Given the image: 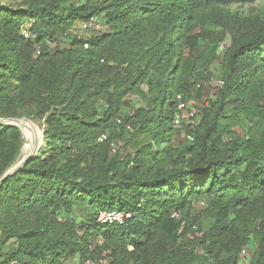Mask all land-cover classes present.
I'll use <instances>...</instances> for the list:
<instances>
[{
    "label": "trees",
    "instance_id": "1",
    "mask_svg": "<svg viewBox=\"0 0 264 264\" xmlns=\"http://www.w3.org/2000/svg\"><path fill=\"white\" fill-rule=\"evenodd\" d=\"M258 1L0 0V119L44 128L0 186V264H264V4L232 8ZM178 95L202 111L192 142ZM22 146L0 125V180Z\"/></svg>",
    "mask_w": 264,
    "mask_h": 264
},
{
    "label": "built area",
    "instance_id": "2",
    "mask_svg": "<svg viewBox=\"0 0 264 264\" xmlns=\"http://www.w3.org/2000/svg\"><path fill=\"white\" fill-rule=\"evenodd\" d=\"M103 30V25L99 18H93L89 20L88 22L84 23L81 26V32H99ZM23 36L25 39H30L31 38V33L29 29L26 27L23 30ZM49 47L51 49H54L56 47L55 44L51 43L50 41L47 42ZM85 48L88 49V44L85 45ZM36 53L37 55L41 54V49L39 46L36 47ZM209 84H216L217 88H221L224 86V81L223 80H215L214 77L210 78L208 80ZM197 88H201V85L199 84ZM134 113V112H133ZM130 113V114H133ZM202 118V111L198 107L193 104V102L188 101L184 95H178L177 100H176V114L174 116V125L179 128H184L189 131L184 135V137L188 141H193V135L191 132H193L196 128V126L199 124L200 120ZM118 125H122V120L117 121ZM126 130L129 133H133V129L131 126H126ZM107 140L106 136H101L99 138V142H104ZM113 151L117 149V147L112 144ZM204 205V204H202ZM174 218H179L180 215L178 213L173 214ZM132 218V214L130 213H125L121 211H103L100 213L97 222L101 225H122L124 224L128 219ZM247 254V251L244 250L242 254V258L245 259ZM244 261V262H243ZM76 264H96L92 260H84L77 262ZM238 264H249L247 261L242 260Z\"/></svg>",
    "mask_w": 264,
    "mask_h": 264
},
{
    "label": "rangeland",
    "instance_id": "3",
    "mask_svg": "<svg viewBox=\"0 0 264 264\" xmlns=\"http://www.w3.org/2000/svg\"><path fill=\"white\" fill-rule=\"evenodd\" d=\"M263 4H264V0H260V1H258L257 3H255V4H253V5H246V6H243V7H241V8H239V7H237V6H234V7H232L233 9H239L240 11H244V12H247V11H249L251 8H261L262 6H263ZM103 31L105 32V28L103 29ZM102 31V32H103ZM85 36V35H84ZM88 36V35H87ZM86 36V37H87ZM61 44L63 45V46H66L67 45V42H61ZM213 76L212 77H214L215 78V80H220V77H221V69H220V67L219 66H215L214 68H213ZM212 77H210V78H212ZM204 86L205 87H209L212 91H214L215 92V90L217 89V85L216 84H209V82L208 81H206L205 83H204ZM131 101H132V103H133V106H132V108H130V109H127L126 111H125V113H127V114H130V113H133L134 112V110H133V108L134 107H136L137 105H139V103H140V101L137 99V98H135V97H133L132 99H131ZM193 104H195V102H193ZM23 121H27V122H30L31 124H32V126L35 128V130H36V132H37V134H38V136L40 137L41 136V140H40V143H39V146H38V150H39V148L41 147V146H43L44 145V128H43V126H39V125H36L35 123H33L32 121H28V120H23ZM237 131H238V133H240V130L239 129H237ZM24 147V141H23V146H22V148ZM21 151H22V149H21ZM37 152V151H36ZM21 157V156H20ZM20 157H19V159H20ZM21 160V159H20ZM204 201H201V202H198L196 205H195V207L198 209V210H201L200 208L202 207H204L205 206V202L203 203ZM202 204H204V205H202ZM199 237H201V234H196V236H195V238H199ZM251 257H252V253H251V251H247V254H246V257H245V259H243L242 258V260H245V261H247L249 264H250V259H251ZM77 262H79L78 260L77 261H75L73 264H76ZM244 262V261H243ZM109 263V259L106 257V258H104L103 260H102V263L101 264H108Z\"/></svg>",
    "mask_w": 264,
    "mask_h": 264
},
{
    "label": "water",
    "instance_id": "4",
    "mask_svg": "<svg viewBox=\"0 0 264 264\" xmlns=\"http://www.w3.org/2000/svg\"><path fill=\"white\" fill-rule=\"evenodd\" d=\"M22 121L23 120H20V119H9V120L0 119V125H10V126L18 127L22 132L23 141H24V134L21 128ZM36 151H38V145H37V142L35 141L34 150L26 158L21 159V160L18 159V161L3 175V177L0 180V186L3 185V183L5 182L7 178L13 176L15 173L23 169L28 164L30 159L36 155Z\"/></svg>",
    "mask_w": 264,
    "mask_h": 264
},
{
    "label": "bare ground",
    "instance_id": "5",
    "mask_svg": "<svg viewBox=\"0 0 264 264\" xmlns=\"http://www.w3.org/2000/svg\"><path fill=\"white\" fill-rule=\"evenodd\" d=\"M21 128L24 134V147L22 148L20 159L26 158L34 150V142L39 141V136L30 122L22 121Z\"/></svg>",
    "mask_w": 264,
    "mask_h": 264
}]
</instances>
